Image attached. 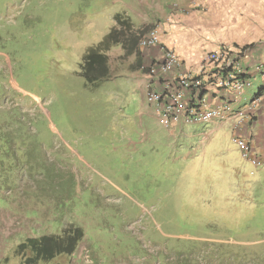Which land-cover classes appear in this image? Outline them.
Wrapping results in <instances>:
<instances>
[{
  "label": "rangeland",
  "instance_id": "374dc122",
  "mask_svg": "<svg viewBox=\"0 0 264 264\" xmlns=\"http://www.w3.org/2000/svg\"><path fill=\"white\" fill-rule=\"evenodd\" d=\"M141 1L0 0V210L20 224L0 235V264L68 225L83 232L84 264H264V166L242 157L231 125L165 122L145 89L151 49L111 48L95 88L80 75L117 14L138 23ZM249 1L264 2L164 0L180 29L163 38L158 20L141 36L157 28L196 67L243 47Z\"/></svg>",
  "mask_w": 264,
  "mask_h": 264
},
{
  "label": "built area",
  "instance_id": "2783aa9c",
  "mask_svg": "<svg viewBox=\"0 0 264 264\" xmlns=\"http://www.w3.org/2000/svg\"><path fill=\"white\" fill-rule=\"evenodd\" d=\"M140 49L158 48L161 61L151 64L145 85L147 98L163 111L165 122L183 121L186 125L232 123V140L244 159L254 167L264 166V153L251 142L249 129L255 119V102L248 111L235 112L233 105L251 87L250 64L254 54L250 47H219L206 53L192 70L169 74L179 66L174 47L161 41L157 28L150 29L138 40ZM261 65L254 70L261 72ZM159 89H152V83Z\"/></svg>",
  "mask_w": 264,
  "mask_h": 264
},
{
  "label": "crops",
  "instance_id": "0c3cea01",
  "mask_svg": "<svg viewBox=\"0 0 264 264\" xmlns=\"http://www.w3.org/2000/svg\"><path fill=\"white\" fill-rule=\"evenodd\" d=\"M177 1V0H176ZM232 1V0H231ZM236 1V0H233ZM153 0H145L144 2H139V7L137 8V14L139 17L138 23H133L135 28L139 29V26L143 24H152L156 21L159 22V30L162 35V37H169V34L176 32L178 29H180V26L178 27V21L180 19L179 15H175L171 12L170 5H167L164 3V0H160V9H155L152 5ZM252 5H249V4ZM262 3L256 4L257 6L254 7V2H250L248 5H245L247 8H244L246 16L244 18H241L237 25H243L247 29V35L242 39L240 42L241 46H248L252 50L254 54V63L249 65L250 66V77H251V87L246 90L243 97L238 101L235 102L233 105L234 111H248L247 108L250 105L252 101L255 102V119L251 123L250 129H249V135L251 138L252 144L255 146L256 150L258 152L264 153V7L261 5ZM229 6V5H227ZM232 6V5H231ZM203 21H205V18H201ZM164 34V35H163ZM161 38V41L164 44H167L170 41H164ZM150 54H147L142 61L144 64L151 62L152 64L157 63L161 61L162 53L158 48H149ZM148 50V49H147ZM204 56V55H203ZM202 56V57H203ZM201 57V59H202ZM180 64L178 67H176L171 74H169V77L173 73L177 72H185L188 70H192L195 68V66L191 65V62L183 59L180 57ZM261 65L262 69L261 72H256L254 70L255 65ZM140 84V82H139ZM152 89L158 90V83L154 82L151 84ZM257 92V94H255ZM182 124L184 122L181 120ZM212 124V123H211ZM221 124V123H218ZM230 124V123H229ZM186 125V124H184ZM231 125V136L233 135L232 132V123ZM15 221V223L13 222ZM18 219L15 220L11 218L9 215L5 213V211L0 210V235H4L7 238L11 237V234L15 231H18V227L20 226L16 225ZM31 227V226H28ZM35 227V226H34ZM77 252V256H76ZM82 253V247H78L76 251L72 254L73 257H75V261L73 264H84L82 263V260L80 259ZM2 259H0V262Z\"/></svg>",
  "mask_w": 264,
  "mask_h": 264
},
{
  "label": "trees",
  "instance_id": "16d2710c",
  "mask_svg": "<svg viewBox=\"0 0 264 264\" xmlns=\"http://www.w3.org/2000/svg\"><path fill=\"white\" fill-rule=\"evenodd\" d=\"M141 30L135 28L131 19L123 14L114 17V26L109 34L96 46L87 49L79 65L80 75L86 86L95 88L110 79L108 51L120 46L124 55L132 56L136 52ZM83 238L80 228L66 226L59 235H46L28 238L20 243L14 255L20 264H38L49 262L59 255H72Z\"/></svg>",
  "mask_w": 264,
  "mask_h": 264
},
{
  "label": "flooded vegetation",
  "instance_id": "af4514ba",
  "mask_svg": "<svg viewBox=\"0 0 264 264\" xmlns=\"http://www.w3.org/2000/svg\"><path fill=\"white\" fill-rule=\"evenodd\" d=\"M8 149H7V151H10V147H7Z\"/></svg>",
  "mask_w": 264,
  "mask_h": 264
}]
</instances>
